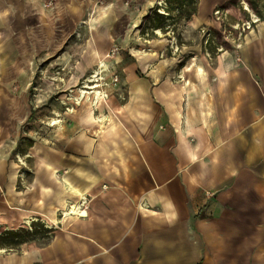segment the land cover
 Here are the masks:
<instances>
[{
    "label": "crops",
    "instance_id": "1",
    "mask_svg": "<svg viewBox=\"0 0 264 264\" xmlns=\"http://www.w3.org/2000/svg\"><path fill=\"white\" fill-rule=\"evenodd\" d=\"M43 3L0 0V69L14 66L7 15L44 20ZM108 37L94 35L97 64ZM181 64L129 74L122 99L92 105L70 139L38 141L27 168L0 151V230H51L0 244V264H264V20L214 59ZM100 102L108 115L94 122Z\"/></svg>",
    "mask_w": 264,
    "mask_h": 264
},
{
    "label": "rangeland",
    "instance_id": "2",
    "mask_svg": "<svg viewBox=\"0 0 264 264\" xmlns=\"http://www.w3.org/2000/svg\"><path fill=\"white\" fill-rule=\"evenodd\" d=\"M208 1L198 0L195 14L189 17L186 12L194 5L189 0H44V20L33 13L28 17L9 13L4 29L12 35L5 39L14 40V66L0 69V110L5 115L0 121H7L12 137L1 153L27 168L24 158L30 163L38 141L68 140L76 131L87 130L91 124L83 119L94 109L93 94L80 104L75 97L82 96V88L93 90L88 87L94 75L103 91L101 101L122 99V80H128L129 74L148 77L155 68L180 71L186 61L197 67L203 54L212 60L222 49L238 44L248 22L251 27L253 21L264 20V0H219L206 11L209 23L203 22L200 7ZM148 14L152 19L146 22ZM97 31L108 34L110 41L100 42L106 47L99 52L98 64ZM177 78L181 79L180 72ZM100 103L97 114L92 112L96 120L109 111L106 103ZM54 119L62 120L61 127L53 124ZM23 228L16 229L17 236H0V244L12 248L50 237V229L42 223L31 221Z\"/></svg>",
    "mask_w": 264,
    "mask_h": 264
},
{
    "label": "bare ground",
    "instance_id": "3",
    "mask_svg": "<svg viewBox=\"0 0 264 264\" xmlns=\"http://www.w3.org/2000/svg\"><path fill=\"white\" fill-rule=\"evenodd\" d=\"M103 64V63H102ZM101 66V65H100ZM199 69L202 71V72H204V67L202 66V65H199ZM98 70V69H97ZM94 77V79H89V80H92V82H93V85H91L90 87H88V85L86 86V87H88V88H91V89H93V90H90V91H88L87 89H85V88H82L81 89V94H82V96H79V97H75L76 99H77V104H80V102H81V99L82 98H84L86 95H90V94H93V98H94V102H93V105L94 106H97L98 105V102L103 98V91L101 90V89H99V84L98 83H95V81L97 80V79H95V77H97L96 75H94L93 76ZM104 96H106V95H104ZM75 102V103H76ZM101 119H103V118H97V120L98 121H102ZM97 120H95V122L97 121ZM61 123H62V120H57V119H54V122H53V124H56V125H61ZM70 212H72V213H74V212H76V209H75V207H73L72 208V210L70 211ZM69 212V213H70ZM68 214V213H67ZM76 214V213H75Z\"/></svg>",
    "mask_w": 264,
    "mask_h": 264
},
{
    "label": "trees",
    "instance_id": "4",
    "mask_svg": "<svg viewBox=\"0 0 264 264\" xmlns=\"http://www.w3.org/2000/svg\"><path fill=\"white\" fill-rule=\"evenodd\" d=\"M190 1V3H193L194 5H193V7L190 9V11H188V12H186V15L189 17V16H192L193 14H195V12H196V10H197V4H198V0H189ZM158 15V17H164V14H157ZM150 19H152V16L150 15V14H148V15H146L145 17H144V20L146 21V22H148V21H150ZM22 229H24V228H22ZM18 230V229H17ZM17 230H6V231H4V232H2V233H0V236H2L3 234H5V235H15V236H17L18 235V231ZM49 233L51 232V230L49 231V230H47ZM49 238L50 237H48V240H49ZM47 240V241H48ZM1 244H5V245H8V243H6V242H2ZM9 245H11V244H9Z\"/></svg>",
    "mask_w": 264,
    "mask_h": 264
},
{
    "label": "built area",
    "instance_id": "5",
    "mask_svg": "<svg viewBox=\"0 0 264 264\" xmlns=\"http://www.w3.org/2000/svg\"><path fill=\"white\" fill-rule=\"evenodd\" d=\"M216 14H219V11L216 12ZM250 27V23L248 22V28Z\"/></svg>",
    "mask_w": 264,
    "mask_h": 264
}]
</instances>
